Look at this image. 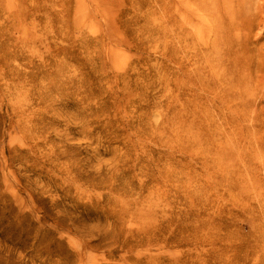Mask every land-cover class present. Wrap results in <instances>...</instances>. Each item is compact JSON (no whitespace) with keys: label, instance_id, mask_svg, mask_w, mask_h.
Wrapping results in <instances>:
<instances>
[{"label":"rangeland","instance_id":"obj_1","mask_svg":"<svg viewBox=\"0 0 264 264\" xmlns=\"http://www.w3.org/2000/svg\"><path fill=\"white\" fill-rule=\"evenodd\" d=\"M0 264H264V0H0Z\"/></svg>","mask_w":264,"mask_h":264}]
</instances>
